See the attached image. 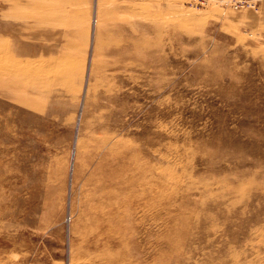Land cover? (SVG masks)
Wrapping results in <instances>:
<instances>
[{
  "label": "rangeland",
  "instance_id": "374dc122",
  "mask_svg": "<svg viewBox=\"0 0 264 264\" xmlns=\"http://www.w3.org/2000/svg\"><path fill=\"white\" fill-rule=\"evenodd\" d=\"M0 0V264H264V0Z\"/></svg>",
  "mask_w": 264,
  "mask_h": 264
},
{
  "label": "built area",
  "instance_id": "2783aa9c",
  "mask_svg": "<svg viewBox=\"0 0 264 264\" xmlns=\"http://www.w3.org/2000/svg\"><path fill=\"white\" fill-rule=\"evenodd\" d=\"M258 0H186L185 3L191 8L207 7L219 4L223 9H237L244 6L256 8Z\"/></svg>",
  "mask_w": 264,
  "mask_h": 264
},
{
  "label": "bare ground",
  "instance_id": "6f19581e",
  "mask_svg": "<svg viewBox=\"0 0 264 264\" xmlns=\"http://www.w3.org/2000/svg\"><path fill=\"white\" fill-rule=\"evenodd\" d=\"M212 5H214V4H212ZM217 5V4H216Z\"/></svg>",
  "mask_w": 264,
  "mask_h": 264
}]
</instances>
